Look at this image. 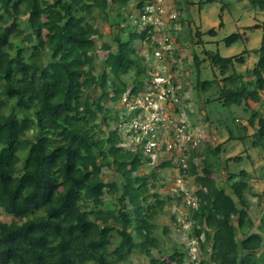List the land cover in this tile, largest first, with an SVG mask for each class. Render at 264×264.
Wrapping results in <instances>:
<instances>
[{
    "label": "trees",
    "instance_id": "16d2710c",
    "mask_svg": "<svg viewBox=\"0 0 264 264\" xmlns=\"http://www.w3.org/2000/svg\"><path fill=\"white\" fill-rule=\"evenodd\" d=\"M248 1L262 12L260 22L245 27L262 30L259 47L251 49L256 60L239 73L236 67L244 63L246 52L223 57L204 51L219 76L200 80L201 61L192 52L197 77L193 86L199 97L215 86L212 100L249 110L247 125L241 128L245 133L248 127L254 129L246 136L264 151V0ZM156 2L0 0V212L10 216L9 221L0 218V264H118L132 251L146 255L149 264L184 263L183 244H173L166 258L155 236L154 218L171 198L149 193V176L154 173L140 169L151 163L150 158L121 145L119 111L106 104L117 102L129 85L131 93L143 89L152 77L146 56L153 55L156 37L166 32L150 25L138 29L139 22L127 9L139 13ZM181 3L187 7L193 1L170 3L176 15L169 20L173 34ZM97 18L115 25L110 34L113 47L97 43L102 37ZM206 33L215 34V28ZM195 35L200 38L201 32ZM240 37L232 33L224 41L230 44ZM135 39L147 44L146 53L136 49ZM168 47L176 53L171 41ZM100 51L105 55L98 63ZM171 79L177 83L174 74ZM181 88L186 104L185 86ZM210 101L202 98L201 108ZM185 109L192 114L183 105ZM187 124L193 129L197 123L187 119ZM224 142L205 141L198 150L190 140L176 163L174 153L172 160L156 166H178V173L196 187V207H189L186 218L190 234L202 237V255L214 264H263L264 209L255 223L245 196L250 174L246 169L230 172L229 158L219 162ZM216 165L227 174L220 184ZM168 231L162 229L163 234ZM152 249H158L159 257Z\"/></svg>",
    "mask_w": 264,
    "mask_h": 264
},
{
    "label": "rangeland",
    "instance_id": "374dc122",
    "mask_svg": "<svg viewBox=\"0 0 264 264\" xmlns=\"http://www.w3.org/2000/svg\"><path fill=\"white\" fill-rule=\"evenodd\" d=\"M163 9L167 12H172L170 3L174 5L177 0H156ZM193 3L187 7L184 3H181L182 9L177 16L178 21L174 22V34L169 32L171 29V23L168 19H164V24L157 25V30L163 29L165 35H170L172 39V45L175 47L171 50L169 61L166 67H163V63L151 57L146 56L148 69L152 74H161L166 76L168 73L174 74L178 85L185 86L184 97L186 99V108L192 111V114H187L185 109V115L188 122L193 121L197 123L192 130L194 135V143L198 145V150H201L205 144V141H209L212 145L221 143L223 141L222 150L218 155L219 162L222 164L227 160V167L230 172H237L240 169H246L250 174L248 177L250 183V189L245 191V196L249 202V215L255 223L258 221L260 212L264 209V151H261L257 147L251 145L252 138L246 136L252 134L254 129L248 127V131L241 128L242 125H247V120L250 115L249 110H243V106H230L223 105L219 100L213 99L216 93L215 86L210 90L203 93L200 97L196 94L193 82L196 80V73L193 72V54L198 56L201 61V68L198 78L200 80H211L215 76H219V72L216 68L212 67L209 60L205 58L204 51L218 52L221 56L227 57L236 54H240L243 51L245 61L243 64H239L236 67L237 72H244L246 68H249L256 60V56L251 52L253 48H257L260 45L262 30L260 28L253 30H245V27L258 23L262 20V12L254 9L248 0H191ZM201 1V2H200ZM224 4H226L224 6ZM127 11H133L132 7H128ZM24 20L25 17L23 16ZM177 20V19H176ZM96 21L102 32L101 38H96L97 43L109 42L111 47L114 45L110 42V34L116 31L114 24L110 22H100L97 18ZM222 21V25L218 27L219 22ZM215 28V34L210 35L206 31L211 28ZM142 25H139L138 29H141ZM137 29V31H139ZM156 29V28H155ZM195 31H200V38L195 35ZM169 34H168V33ZM232 33H240L241 37L230 44H226L224 38ZM191 34V36L189 35ZM193 41H191V39ZM201 40L198 44L197 40ZM134 46L141 53H146V45L143 41L138 39L134 40ZM175 54V55H174ZM105 52H99L97 54L98 63L104 58ZM165 64V63H164ZM175 65V70L171 67ZM130 87V85H129ZM211 98V101L205 104L201 108V99ZM200 99V100H199ZM112 106L113 110H119L117 102L106 101V104ZM237 118V119H236ZM112 126H109L111 128ZM109 128L103 127L106 131ZM230 135L233 138L227 140ZM242 136L243 138H239ZM127 144V143H126ZM128 145V144H127ZM181 153L180 150H177ZM175 152V156H178ZM241 155L242 160L239 162H233L232 158ZM176 157L173 158V163H176ZM202 159V158H201ZM217 160V157H215ZM160 160L146 164L140 169V172H153L149 176V184H153L149 193L156 192L160 197L167 198L162 211L156 215L154 222L156 224L155 236L158 239L159 248L161 253L168 258L172 245H181L184 237L185 227H183L184 216L188 214L187 208L176 201L175 195L172 192L173 180L179 175L177 167L173 168H160L157 167V163ZM196 164L201 165V160L196 159ZM107 172L110 169H104ZM216 180L220 184L226 177V173L216 165L215 167ZM105 173L103 172L102 175ZM192 183L189 178V183ZM192 189L196 188L193 185ZM130 206V205H128ZM0 218L3 221H9L10 216L0 212ZM183 225V226H182ZM167 227L169 229L167 234L162 233V229ZM114 241V238H113ZM113 244L109 247V250L113 248ZM184 249V248H183ZM184 255L186 253L183 250ZM152 255L159 257L158 249H152ZM124 264H149V258L138 251H132L126 256ZM121 261L118 264H123ZM92 264V263H88ZM264 264V261H263Z\"/></svg>",
    "mask_w": 264,
    "mask_h": 264
},
{
    "label": "built area",
    "instance_id": "2783aa9c",
    "mask_svg": "<svg viewBox=\"0 0 264 264\" xmlns=\"http://www.w3.org/2000/svg\"><path fill=\"white\" fill-rule=\"evenodd\" d=\"M176 17L172 11L167 12L157 2L149 4L134 13L133 18L142 25H150L158 32L157 25L164 24L166 18L172 20ZM156 28V29H155ZM156 44L153 49V58L162 62L163 59L171 55L168 47V41L172 42L167 35L157 36ZM166 56V57H165ZM163 63V67L167 64ZM129 87L118 99L117 104L118 120L116 127L121 139V145L129 149H139L150 158V161L169 160L173 154L180 150L182 153L190 140L194 143L193 129H188L185 112L181 106L183 99V90L181 85L174 83L171 74L166 76L161 74H152V77L145 82L143 89L134 93L130 92ZM128 145H127V144ZM181 153H178L180 156ZM176 155V154H175ZM174 155V156H175ZM176 157V161L177 158ZM174 157V158H175ZM172 160V159H171ZM181 167L186 170L185 158L181 159ZM177 170L179 171V167ZM173 196L180 197L177 201L183 204L187 210L189 207H196L195 198L189 184V178L178 175L172 184ZM189 213V212H188ZM184 216L183 227H185L182 240L183 248L186 251L183 264H214L209 260L208 255H202L200 250V239L190 234L191 222ZM207 261V262H206Z\"/></svg>",
    "mask_w": 264,
    "mask_h": 264
}]
</instances>
